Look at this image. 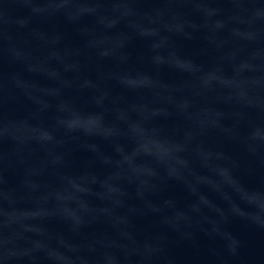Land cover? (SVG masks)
I'll list each match as a JSON object with an SVG mask.
<instances>
[{
    "label": "water",
    "instance_id": "1",
    "mask_svg": "<svg viewBox=\"0 0 264 264\" xmlns=\"http://www.w3.org/2000/svg\"><path fill=\"white\" fill-rule=\"evenodd\" d=\"M0 264H264V0H0Z\"/></svg>",
    "mask_w": 264,
    "mask_h": 264
}]
</instances>
